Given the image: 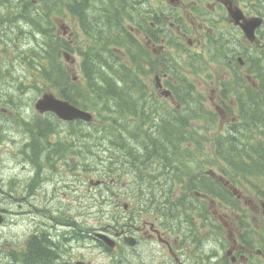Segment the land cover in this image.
Returning <instances> with one entry per match:
<instances>
[{"label": "flooded vegetation", "instance_id": "1", "mask_svg": "<svg viewBox=\"0 0 264 264\" xmlns=\"http://www.w3.org/2000/svg\"><path fill=\"white\" fill-rule=\"evenodd\" d=\"M135 1L137 21L134 30L141 42L137 54L139 92L136 110L140 108L141 115H147L146 119L141 116L140 122L154 133H167L180 126L179 123L181 129L176 137H180L181 131L197 130L203 134L198 137L205 139L206 130L215 131L218 132L217 148H222L223 144L237 145L239 136L234 132H240L246 121L254 122L258 116H264V7L245 0ZM256 18L262 23L251 38L245 34V29ZM243 47L250 59L239 55L238 49ZM175 58L182 60L181 65L191 71L197 66H205L201 76L204 74L218 84V94L215 88L212 92L216 93L213 101L220 115L206 108L204 94L197 102L198 93L189 92L188 83L192 82L189 72L186 74L175 68L171 74ZM207 63L217 65L209 69ZM243 73L246 78H240ZM143 81L150 93H143ZM174 81L177 84L172 83ZM197 81L199 78H194L193 83ZM196 113L199 118L191 120ZM206 113L214 114V124H206ZM229 114L234 116L228 118ZM186 136L190 138V135ZM204 143L205 140H199V145ZM173 144L171 141L154 142L150 146ZM112 145L105 144L110 155ZM247 145L250 146V142ZM61 163L60 157H44L36 164L29 158L28 170L35 173L33 180L28 179L26 194L28 188L29 196L42 189L46 194L52 189L59 192L63 187L74 191L71 178L67 185H61L63 177L58 173ZM224 165L222 156L216 158L212 167L193 165L195 172L188 178L205 188L190 192L183 188L159 189V194L166 196L161 200L154 197L156 190L153 189H107L113 194L134 193L137 203L134 207L124 204V212L119 204L107 205L113 211L123 212L119 216L121 219L109 223H105L104 216L91 213L106 207L72 206L70 223L65 226L52 218L54 223L43 222L39 232L30 231L23 252V258H27L25 264H75L88 250L92 251L86 254L89 258L79 264H264V220L257 221L253 214L257 209L254 203L245 200L249 208L252 206L251 210L241 204L243 194L238 190L234 176H226L227 166ZM159 166L161 171L157 175L162 179L174 178L171 171L165 170L164 164L157 163L156 169ZM75 168L76 165L68 167L71 173ZM71 173L65 172L64 176ZM147 196L151 199L147 200ZM27 207L30 213V206ZM90 218L100 220L88 226ZM99 235L113 239V247ZM35 240L43 249L37 260L31 252Z\"/></svg>", "mask_w": 264, "mask_h": 264}, {"label": "rangeland", "instance_id": "2", "mask_svg": "<svg viewBox=\"0 0 264 264\" xmlns=\"http://www.w3.org/2000/svg\"><path fill=\"white\" fill-rule=\"evenodd\" d=\"M239 1L242 2L243 0ZM9 2L14 1L9 0ZM261 2H263V0H260V2L258 3ZM45 14L48 15L46 10L41 13V18L43 19V22H45ZM1 16L2 17H0V30H3V32H0V207L6 212L0 213V216L5 219V222L3 224V220L0 222L2 224L0 225V264H9L10 256L6 255V252H8L9 247H14L15 249L16 253L15 255H13V257L15 258L16 262L21 263L24 259L22 256V245L28 240V235L30 231H33L35 233L39 232V229H42L44 226L43 222H49L50 224H52L54 223L52 218L56 216H67L68 218H70L72 206H77L78 204L94 203V201H97L101 198L100 196H98V199H93L91 195H95L96 192H88V189L90 188V179L93 178L92 180L95 182L102 178L101 171H99L100 174H97V171H94L95 168L103 167L104 169H106L108 166L111 167L114 171H116L117 168H121L122 166V169H125V173L133 172L138 169L140 171H143V173H140V176L143 175L145 179H147V173L150 172L152 169H142L140 165L136 166L137 162H135L134 160L129 161L126 158L124 160L123 158L121 159L124 163L122 165L119 160H115L114 158H112L114 162H111L108 148H104V146L95 147L94 143H96L97 141H103L107 139V137L110 140L115 139L112 136L106 134L104 131H101V126L103 123V118L101 116L103 113H101L99 116H96V122H94L89 127L82 126L83 128H77L74 124L72 128L70 126L73 132V136L74 132L77 134L76 138L71 136L72 139L66 137L67 128L64 126L62 128H57L60 132L58 135H54L53 133H46L45 135L42 132V134H44L42 138H39L36 133H27L25 127H21L19 129L17 128V120H23L24 123L28 125V127H30L31 124L38 125L40 122L45 121V117H42V115L35 110L34 105L37 99L45 93H53L56 96H59L58 92L51 90L47 84L40 82L38 75H36L28 65V59L24 60L23 57L20 55V49L24 47L25 44L32 43L33 46L38 45L39 48L33 49L31 47L32 45H30L27 48H22V50L26 52L28 54V57L30 58V47L36 52L40 53V56H43L47 39H51V37H49L48 35L38 36V38L34 41L33 35L30 33L31 31L34 33L37 32L34 25L29 21H22L21 19H18L17 22L21 25L22 33L25 37L22 38V34L16 33L12 28L1 29L2 26L6 24V22L1 21L7 20L3 15ZM65 23L67 25V31L61 29V25H64ZM70 33L73 34V37L69 36ZM51 34H53V36L58 37L65 36L69 41H72L71 44L74 48V51L70 55L71 59L75 60L76 64H70L69 61L72 60H63V63L66 72L70 75V78L72 76L73 79L77 81V83H80V80H83V78L81 72V57L79 56L78 51H88L89 47L91 48L92 41L87 39L82 34L76 18H74L72 15L57 20L55 24V32H51ZM28 35L30 36V39L27 37ZM8 38L13 39L9 41ZM1 41L4 43L2 44ZM6 43H9V45L6 46ZM10 45L13 46L11 47ZM238 51L240 52L239 55L245 56L249 59L251 58L250 54L246 51L245 48H240L238 49ZM170 56L171 55H169V57ZM181 63L182 60H179V63H174L175 68L180 69L186 74L189 72L192 77V82H194V78H199V81H197V83L195 82V84H197L198 93L200 95L204 94V96L206 97L207 109L213 113L216 112V114L220 115V112L216 110V106L214 105L213 101L216 94L215 91L217 92L218 84L212 82V79L208 80L207 76H205L204 74L203 76H201V74L197 75L194 71H191L188 68H184ZM214 65L217 64H206L209 69H213ZM195 69L201 73H204L203 69H205V66H197L195 67ZM246 71L247 70H245L244 72ZM171 74L173 75V72H171ZM222 76L225 77L224 74H222ZM241 76L242 77L240 78H246L245 73H243ZM216 77L218 79L217 74ZM252 79L254 78L252 77ZM172 83L177 84L176 81ZM104 84H106L105 81ZM214 88L215 91L212 92ZM16 116L18 117V119L16 118ZM227 116L228 118H232L234 114H229ZM219 123H221L220 120ZM30 129L34 130V128L32 127H30ZM30 129L28 128V130ZM128 131L125 132V135L127 137H130L131 135H133L135 129L131 127ZM217 134L218 132H213V134L210 136V140H213ZM81 135H83V137ZM27 136L28 138L29 136L33 137L34 140H36L37 142L42 141L43 144H45L46 146L47 144L54 146V142L56 141H67L69 142V144L73 145V150L76 149V151L80 155H83L84 158L82 157L79 160L80 169L78 171V178H75V173H73V175L71 176V179H75V181L78 182H73V185H78V189H80L79 193H70L64 191L55 193V190L52 189L49 190L46 194V190L42 189L34 195L29 196L30 193L28 188V195H24L28 178L31 176H29V171L24 168L26 156L17 152L23 150V144H25L24 142ZM126 136L122 140H125L127 138ZM12 138H14L15 140ZM27 142L25 145H27ZM82 142L93 143L85 144ZM208 143H212V141H209ZM74 146L76 148H74ZM211 148L212 145H208L205 148V152L208 153L209 158L203 157V160L209 162L215 161ZM46 151L48 150L46 149ZM66 152L69 153V150L66 149ZM95 153H98L100 158L105 160V163H96L93 160V156H97L98 154L96 155ZM141 155H143V153L138 149H136L133 153L134 158H137V156L141 157ZM143 160L145 159L143 158ZM146 167L147 164H143V168ZM58 173L64 176L65 170L63 166H61V169L58 171ZM110 178H112L110 180L116 181L114 178H117V175H110ZM120 180L121 181L118 182L116 187L126 188L129 190L138 189L141 187L145 188L148 187V185L150 187H159L161 183L158 180L149 181L140 178L135 180L129 175L120 177ZM82 183H86V185L81 186L80 184ZM66 184L67 181H64L63 179L61 185ZM236 186L243 194L244 201L241 204H243L246 209L251 210L252 206L250 205L249 208L245 200L251 201L252 204L254 203L257 209L254 210L253 214L256 215V219H258L257 221L261 223L264 220V185L260 187L254 182L242 183V181L236 180ZM253 186H258V189H254ZM41 187L43 188V186ZM109 188L116 189L112 185H109ZM133 194L134 193H130V196H133ZM109 196L116 198L115 200L117 201V204L123 205L124 203H127L122 198H119L116 194L112 195L111 193H109ZM130 196H127L126 198H132ZM47 197L50 198L48 201L46 200ZM26 199H28L29 205L31 207L30 210H33L34 208L36 209V211L39 210L38 216L35 213H29V216L23 213ZM97 205L100 206L99 208H104L108 205V201L107 199H103ZM65 211H67V214L69 216L66 214ZM104 215V221L106 223V221L110 218L109 211L105 210ZM99 216H101V213ZM97 221L98 220L96 219L90 218V220L88 221V226L95 224ZM60 227L62 228V226ZM61 231L63 232L64 230L62 229ZM88 251H90V253L92 252L91 250ZM88 251H86V254ZM83 254V259L77 261L75 264L84 262V260L87 261V258L89 257H87L85 253Z\"/></svg>", "mask_w": 264, "mask_h": 264}, {"label": "trees", "instance_id": "3", "mask_svg": "<svg viewBox=\"0 0 264 264\" xmlns=\"http://www.w3.org/2000/svg\"><path fill=\"white\" fill-rule=\"evenodd\" d=\"M14 2H9V0H0V17L1 14H4L5 12H8L9 14H6V18L9 19V21H14L15 26L20 29L21 27H18V19H21L22 21H29L31 22L34 27L36 28L38 33H41L43 36L48 35L51 37V39H47V43L45 46V50L43 52V56H40V53L36 52L32 48H29V52L31 54V58L28 57V54L24 52L22 49H20V55L23 57L24 60L28 59V65L32 69V71L38 75L39 79H41V83H45L49 86V88L56 92H61L62 96L69 100L72 103H76V100L78 99V95L76 92L79 93L80 89H77L75 85H72L70 82V75L66 72L64 68V63L61 58V51L67 47V43L62 39L58 38L57 36H53L51 32H53V19L56 18V16L62 15L64 13H70V14H77L78 16L82 17L83 20H85L86 12H87V5H90L93 0H81L82 2L79 3L78 1H71V0H37V3L34 4L30 0H13ZM125 5L124 0H116L115 2L110 1V4L107 5V2L103 4L107 7V10L109 11V14L111 15V23H109L108 28L110 30H115L114 20L120 22V19H116L121 15V12L119 8H121V5ZM6 10V11H5ZM48 13L44 15L45 22H43V19L41 18V13L45 11ZM4 16V15H3ZM46 16V17H45ZM110 17V16H109ZM43 22V23H42ZM86 23V20L84 21ZM36 33V32H35ZM53 36V37H52ZM96 44H94L97 49L94 52V55L92 56V59L85 60V65L83 67L84 75L86 77H94V82L101 80L108 82L109 91L104 95L103 89H96L97 97L95 100L99 101L100 103H103L106 105L107 103L111 102L114 106L112 108V111L115 112V116H119V118H127L129 121L128 123L131 125L129 128H134L135 131L133 135H135L133 140L140 141L143 147V155L141 157L137 156V158H134L133 154H131L128 150V153H130V158H126L127 160L131 161L134 160L135 162H140L145 159L147 156H153L156 154L157 156H168L170 151H172V148H170L168 145H159L156 147L150 146L151 142H161L165 143L166 141L175 142L176 139H178L176 136L179 135V130L181 129V124L178 123L180 126L174 127L172 130H170L167 133L159 132L157 134L151 133L148 131L145 126V123L143 121L140 122L141 119H146L144 115H141L140 108L136 110L138 107V87L136 85V82L134 79L131 81L128 79V81L123 76L126 73L123 68L120 67H114L110 66L109 60L107 59L106 55L104 53H108L111 56H113L110 50V47L113 45V43H118L119 37H115L113 35H110L108 38L107 36L100 35L97 37ZM93 51V50H92ZM41 52V51H40ZM41 58V59H39ZM36 63V64H35ZM0 73H1V67H0ZM131 75V74H130ZM109 80V81H108ZM122 82L123 85L118 89L115 84ZM91 85V83H90ZM95 87V86H94ZM91 90V89H90ZM192 91V90H191ZM1 93V92H0ZM81 99V97H80ZM118 114V115H117ZM143 114V113H142ZM143 116V117H141ZM195 117H198V115L191 116V120L195 119ZM198 119V118H196ZM114 122V121H113ZM120 126L114 130H108L107 132L109 134L115 135V139H122V135L124 132L128 131L129 129L122 128L123 123L122 120L120 121ZM49 124V122H47ZM115 123V122H114ZM17 124H22V121H17ZM33 126V125H31ZM180 127V128H178ZM39 132H43L44 130L39 127L37 128ZM49 130V129H48ZM106 132V133H107ZM129 133V131H128ZM45 134V133H44ZM122 134V135H121ZM180 134L182 135L183 132L181 131ZM175 135V137H174ZM40 138V137H39ZM31 139V145L35 147L38 151L40 150L37 141L34 140L33 137L29 138ZM131 138H129L128 141H133ZM242 144L239 142L237 147ZM139 146V145H138ZM247 146V145H245ZM245 146H241L240 148L231 149V148H223V152H231V155L234 157L239 158H249L252 160L250 165L253 163L258 167V170L263 172L261 169L262 162L264 159V155L261 154L262 150L255 149V148H247ZM178 148H174V151H177ZM173 155L177 157V153L173 152ZM95 162H97V159H94ZM230 165H234V163L230 162ZM253 164V165H254ZM235 165H238L240 167L244 166L242 162H238ZM249 175V174H248ZM244 177V176H243ZM43 249L40 242H33L31 244V252L33 259H38V256L42 253ZM48 252V251H47ZM6 253H11L12 255H15V251H8ZM49 254V253H48Z\"/></svg>", "mask_w": 264, "mask_h": 264}, {"label": "water", "instance_id": "4", "mask_svg": "<svg viewBox=\"0 0 264 264\" xmlns=\"http://www.w3.org/2000/svg\"><path fill=\"white\" fill-rule=\"evenodd\" d=\"M261 20L255 19L248 24L245 29L248 37H254L255 29L260 25ZM36 109L41 113L47 111L55 112L60 118L64 120L85 119L91 120V114L86 113L72 106L70 103L57 99L52 94H45L36 104Z\"/></svg>", "mask_w": 264, "mask_h": 264}, {"label": "bare ground", "instance_id": "5", "mask_svg": "<svg viewBox=\"0 0 264 264\" xmlns=\"http://www.w3.org/2000/svg\"><path fill=\"white\" fill-rule=\"evenodd\" d=\"M32 35L34 34V32H30ZM120 115V114H119ZM131 132V131H130ZM126 134V133H125ZM127 137V136H126ZM107 158V157H106ZM143 167V166H142ZM157 187V186H156ZM164 194V193H163ZM166 194H167V192H166ZM41 211V210H40ZM33 229V228H32ZM27 262V258L26 259H23L22 260V264H25ZM9 264H18L17 262H16V260L13 258V257H11L10 256V262H9Z\"/></svg>", "mask_w": 264, "mask_h": 264}]
</instances>
